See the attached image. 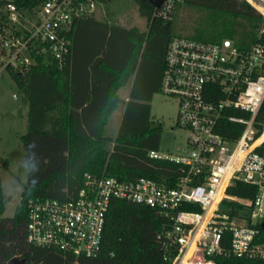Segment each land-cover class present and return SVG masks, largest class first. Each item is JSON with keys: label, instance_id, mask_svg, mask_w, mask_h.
<instances>
[{"label": "built area", "instance_id": "1", "mask_svg": "<svg viewBox=\"0 0 264 264\" xmlns=\"http://www.w3.org/2000/svg\"><path fill=\"white\" fill-rule=\"evenodd\" d=\"M0 76L24 72L34 53H48L60 65L71 55L75 22L96 17L112 0H45L35 10L8 1L1 5ZM262 16L250 45L225 37L205 41L177 34L169 42L161 92L178 101L177 124L188 132L186 149L150 151L152 158L182 166V173L159 179H122L84 174V183L67 198L29 202L27 239L38 247L75 257L102 251L106 217L114 199L153 208L165 223L160 233L166 264H218L215 255L264 259V0H246ZM186 0H162L154 16L170 19ZM238 112V113H237ZM244 127L234 139L225 131ZM242 181L253 197L228 192Z\"/></svg>", "mask_w": 264, "mask_h": 264}, {"label": "trees", "instance_id": "2", "mask_svg": "<svg viewBox=\"0 0 264 264\" xmlns=\"http://www.w3.org/2000/svg\"><path fill=\"white\" fill-rule=\"evenodd\" d=\"M8 1L32 11L45 0H2L1 5ZM135 1L147 18L145 31L84 18L70 32L72 51L63 65L48 53H34L36 63L24 72L8 69L28 101L27 132L22 137L28 180L21 204L12 216H5L9 197L0 178V264H8L15 256L26 258L28 264H166L160 239L165 219L149 206L123 199L111 203L98 256L75 257L35 246L27 239L30 200L71 197L83 185L86 172L132 180L172 175L168 184H175L182 166L152 158L149 152L160 150L163 126L152 123L150 102L161 91L168 45L177 34L178 9L186 5L203 13L190 36L205 41L229 37L239 46L250 45L263 22L246 0H186L170 19L154 16L150 0ZM3 25L0 12V30ZM131 78L126 100L119 90ZM121 104L125 108L117 135H106L109 118ZM258 121L264 122V104ZM230 125L235 132L225 131V135L234 139L244 126ZM228 192L253 197L256 188L237 181ZM259 240L264 241V229ZM212 257L218 264H264L258 258Z\"/></svg>", "mask_w": 264, "mask_h": 264}, {"label": "rangeland", "instance_id": "3", "mask_svg": "<svg viewBox=\"0 0 264 264\" xmlns=\"http://www.w3.org/2000/svg\"><path fill=\"white\" fill-rule=\"evenodd\" d=\"M203 13L190 6H183L176 12L175 28L177 34H194ZM97 19L123 27H137L145 31L147 18L141 14L135 0H112L106 7L99 9ZM176 34V35H177ZM126 87L121 93L126 96ZM152 123L162 124L160 152L177 153L188 147V132L177 124L178 101L161 91L151 101ZM124 104L111 116L105 127V134L116 137L122 119ZM26 95L9 71L0 76V178L3 192L9 200L4 212L12 216L21 204L22 192L28 180V154L22 140L27 132ZM111 148V145L109 146ZM4 163H7L5 165Z\"/></svg>", "mask_w": 264, "mask_h": 264}, {"label": "water", "instance_id": "4", "mask_svg": "<svg viewBox=\"0 0 264 264\" xmlns=\"http://www.w3.org/2000/svg\"><path fill=\"white\" fill-rule=\"evenodd\" d=\"M150 2L155 6V7H158L160 6L162 0H150ZM26 119H28L29 115L28 113H26ZM264 227V225H263ZM8 264H28L27 261H26V258H21V257H18V256H15V257H12L9 261H8Z\"/></svg>", "mask_w": 264, "mask_h": 264}, {"label": "crops", "instance_id": "5", "mask_svg": "<svg viewBox=\"0 0 264 264\" xmlns=\"http://www.w3.org/2000/svg\"><path fill=\"white\" fill-rule=\"evenodd\" d=\"M133 81H134V78H131L130 79V81L128 82V84L125 86L126 87V96H123L122 95V93H121V90H123V87L122 88H120V90H119V94L123 97V98H125L126 100L129 98V95H130V91H131V88H132V85H133ZM151 103V102H150ZM124 108H125V105H124ZM123 112H124V109H123ZM123 112H122V115H123ZM114 113V112H113ZM113 113H112V115H113ZM111 115V116H112ZM111 116H110V118H111ZM110 118H109V120H110ZM109 122V121H108Z\"/></svg>", "mask_w": 264, "mask_h": 264}]
</instances>
